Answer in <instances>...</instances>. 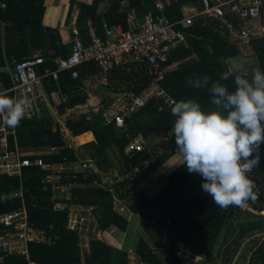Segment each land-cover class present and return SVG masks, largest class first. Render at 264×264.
<instances>
[{
	"label": "trees",
	"instance_id": "1",
	"mask_svg": "<svg viewBox=\"0 0 264 264\" xmlns=\"http://www.w3.org/2000/svg\"><path fill=\"white\" fill-rule=\"evenodd\" d=\"M103 1L91 0L87 4L80 0H69L67 19L71 23V13L75 7V24L84 43L87 42L88 20L97 35L101 36L103 20L109 26L120 24L125 29L126 15L132 13L139 22H143L147 14L153 17L162 15L176 22L183 18V7L195 2L162 0L165 6L160 9L157 7L159 0H107L110 6L105 13L100 14L99 5ZM122 2H125V7L121 9ZM45 12V0H0V24L4 28L3 47L0 30V67L8 63L12 68L13 58L18 61L32 56L35 50H41L45 61L36 66V71L43 76L46 94L51 97L53 92H58L60 95L62 102L58 112L63 116L68 109L86 103L88 95L84 88L85 82L96 77L98 68L94 63H85L77 67L78 77H73L71 70L67 69L59 70L54 75L59 60L69 56L70 44L63 43L59 28L44 26ZM261 12L264 13V8ZM227 18L231 20V14ZM261 23L264 26V19ZM223 26L222 21L204 18H195L188 27L179 25L186 40L173 50L171 58L161 66L165 72L157 80H154L156 70L145 62L131 63L111 70L107 82L100 85L117 95L122 92L140 95L150 85H156L171 96L174 103L192 99L207 111L212 107L209 91L190 87L186 81L193 73L208 75L216 81L223 73L231 72L233 75L221 83L226 84L230 92L234 90V75L237 72L230 71L225 62L239 57L242 51L240 45L231 41L229 32ZM249 45L256 58V67L264 71V32L261 37L251 40ZM47 70L49 74H45ZM0 83L7 88L11 86L8 71H0ZM174 103L167 105L154 94L125 119L124 128L116 127L112 121L106 122L102 111H90L76 118L68 117L65 123L74 136L91 130L95 137V140L79 145L76 150L66 146L61 125L54 122L49 109L43 104L40 114L34 113L30 117L24 115L19 126L15 127L16 142L22 149L55 148L41 155H25L32 161L42 157L47 164L90 159L98 170H102L115 167L113 157L117 154L125 164V169L119 171L123 175L134 168L132 161H136L141 154L124 152L126 143L138 134L144 140H149L152 135L161 133L155 166L163 164L177 152L175 137L170 135L176 119L171 113ZM84 137L80 138L82 142ZM9 139L10 147H13L14 139L12 136ZM259 155V167L250 174V179L256 185L258 199L254 202L250 200V203L256 210L264 212V144L260 145ZM53 172V169L31 164L23 167L20 175L0 174V216L18 210L23 204L29 226L46 237V241L29 243L30 258L36 264H130L129 254L97 239L89 240V254L82 256L78 230L69 225V210L56 207L61 201L54 198L53 186L46 179ZM66 172L68 175L63 180L65 184H78L72 189V199L68 204L93 207L92 213L100 232H105L111 226L126 230L129 221L126 214L120 211L122 207L132 214L141 215L147 205L157 206V218L154 222L145 221L147 238H141L136 248L141 264H188L178 253L180 245L191 256L204 257L203 260L208 261V264H230L242 240L258 233L263 234L262 239L247 247L251 251L248 264H264V216L243 212L238 206H230L226 210L219 208L211 196L203 194L202 177L189 173L183 162L168 174L167 184L150 199L140 191L132 199L135 187L123 190L124 185L134 181L129 177L103 184L99 171ZM20 190L22 197H14V192ZM224 229L228 232L232 229L236 234L226 246H222L219 241ZM232 245L233 250H230ZM242 257L241 264H245L246 251ZM216 258H220L222 263H217ZM3 264H26V260L21 255L5 256Z\"/></svg>",
	"mask_w": 264,
	"mask_h": 264
},
{
	"label": "built area",
	"instance_id": "2",
	"mask_svg": "<svg viewBox=\"0 0 264 264\" xmlns=\"http://www.w3.org/2000/svg\"><path fill=\"white\" fill-rule=\"evenodd\" d=\"M157 7L163 9V2H158ZM263 8V0H195L194 4L192 2L183 8V18L180 21L172 22L162 15L153 17L147 14L141 25L133 28L125 29L120 24L109 26L102 22L101 36L97 35L91 21L88 20L86 22L89 28L86 43L80 37L79 29L75 24L76 17L73 16L70 23V54L61 61L57 71L71 70L72 76L78 77V66L94 63L98 68L99 78L106 83L111 70L125 64L145 62L148 67L156 70L154 80H157L163 77L165 72L161 66L171 58L173 50L186 40L179 25L191 26L195 18L222 21L223 28L229 32L232 42L238 45L250 44L251 40L261 37L264 32V26L261 23V20L264 19V13L261 12ZM228 14H231V20L227 18ZM127 21H131L130 17H127ZM44 61L43 56L36 55L14 61L13 67L7 68V71L12 75L13 84L6 91L11 92V97L16 99H21L22 95L35 97L41 92L43 76L38 74L36 66ZM143 91L140 95L123 92L111 105L108 111L109 120L116 127L124 128L125 119L151 97L148 95L149 91ZM154 94L161 97L167 105L174 103V99L161 88L157 87L156 90L154 88L151 95ZM4 121L5 118L0 117V174L20 175L22 168L31 164L57 169L58 166L63 167L68 163L47 164L42 157L35 158L33 161L25 157L30 153L24 152L19 147L16 142L15 128L8 126ZM10 136L14 139L13 147H10ZM66 146L69 149H74L73 138L66 140ZM54 149L52 148V150ZM143 149V140L133 137L126 143L124 152H142ZM13 196L21 198L22 191L14 192ZM238 207L241 211L255 216L264 215V212L256 210L251 205L250 200ZM0 227L5 230L4 234L0 235V249L7 250L9 253H19L25 258L26 264H36L30 258L28 245L32 241H46V238L43 233H39L29 226L27 210L24 205L22 204L16 211L0 216ZM41 237L45 239L39 240Z\"/></svg>",
	"mask_w": 264,
	"mask_h": 264
},
{
	"label": "clouds",
	"instance_id": "3",
	"mask_svg": "<svg viewBox=\"0 0 264 264\" xmlns=\"http://www.w3.org/2000/svg\"><path fill=\"white\" fill-rule=\"evenodd\" d=\"M193 73L186 83L211 94L207 111L192 99L175 102L176 117L170 135L175 137L177 155L189 173L199 174L202 190L222 209L256 201V185L250 174L259 167V148L264 144V71L255 67L234 75L235 88L229 91L221 81ZM28 101L0 91V117L10 127L19 126Z\"/></svg>",
	"mask_w": 264,
	"mask_h": 264
},
{
	"label": "rangeland",
	"instance_id": "4",
	"mask_svg": "<svg viewBox=\"0 0 264 264\" xmlns=\"http://www.w3.org/2000/svg\"><path fill=\"white\" fill-rule=\"evenodd\" d=\"M83 1V0H80ZM85 1V0H84ZM89 1V0H86ZM91 2V0H90ZM108 4L107 0H104L101 5ZM123 5V2H122ZM123 7V6H122ZM239 48L242 51V54L239 57H236L234 59L228 60L225 62L227 67L232 72L240 73L244 70L250 69V71L256 67V58L254 56V52L252 48H250V45H240ZM249 71V72H250ZM100 82L99 77L95 78H89L85 82V90L90 94V100L92 99V96L95 95L96 99L95 101L97 103L100 102V105L102 108H100L102 111H104V107L106 104L109 103V106L105 109L104 112L107 113V111L110 110L111 105H113L122 94H112L111 91L106 90ZM157 89L156 85H150L147 88V91H149L150 96H152V92ZM144 92V91H143ZM89 101V99H88ZM87 101V102H88ZM92 101V100H91ZM95 102V103H96ZM93 105V104H92ZM161 133H157L152 135L149 140H145V144L143 141V146L150 145V150L148 151L145 149L139 154L136 161H132L133 169L127 173V174H119L120 170L125 169V164L123 163V160L121 159V156L115 154L116 156L113 157L114 166L109 169H102L98 170L97 167L94 165L92 160L90 159H79L77 162H68L65 164V166L60 167L57 169H53V173L48 175L46 177L47 181L51 182L54 190V198L59 199L60 201H64L65 203L57 204L56 207L60 209H68L70 213V222L69 225L72 229L78 230V236H79V249L81 250V254L84 257L85 255L89 254L90 250V239H97L105 242L108 245H111L112 247H115L117 249H120L122 251H125L127 254H129V263L130 264H141L140 255L136 251V248L139 244V241L141 238H147L146 233L144 232L145 228V221L151 220L154 222L157 218L158 211L156 209V205H147L144 209L143 214L141 215H135L130 213L129 211L120 210L123 213L126 214L127 221V227L125 231H121L120 229L111 226L108 230L105 232H100L98 230V222L96 218L93 216V207H83L78 205H71L68 204L69 201L72 199V189L74 187H77L78 184L75 182V184H65L63 181L65 177H67L66 171H73L74 173L79 171H87L92 169L94 172L99 171V174L101 175V182L105 184H111V182L114 181H122L125 178L129 177L131 180H134L133 182H129V184L124 185L123 190H130L132 187H135L134 194L131 196L132 199H135V193H138L139 191L145 195L148 199L152 198L161 188H163L167 182H168V174L179 167V165L183 162L182 158L177 155V152L173 155V157H169L163 164L157 165L158 167L155 170H152L150 172H146L147 169H144V167H147V162L144 163V158L148 155H152L151 159L149 160V164L152 163L150 166H153L154 159L156 158L158 154V143L161 140ZM157 144V145H156ZM153 148H152V147ZM77 149V145H74V150ZM153 151V152H152ZM111 155V154H110ZM145 170V171H144ZM90 172V171H89ZM202 192L205 195H208L203 190ZM151 216V218H148ZM264 216V215H262ZM39 236V233H38ZM36 236V237H38ZM236 234L233 233V230L231 229L230 232L227 231V229H224L221 236L219 237L220 244L225 246L227 244H230L232 242L233 238H235ZM263 237V234L258 233L256 235H252L249 237H246L244 240H242V244L239 248V251L233 256L232 261L230 264H241L243 257V252H247V259H245V264H248L249 257L251 255V251L248 250V245L254 244V242L260 241ZM44 237L39 238V240H44ZM234 245V243H233ZM229 247L230 250H233L232 247ZM219 248V246H217ZM178 253L181 257L187 260L188 264H208V261H204V257L200 256H191L189 251H186L183 246H178L177 248ZM217 263H222L220 258H216Z\"/></svg>",
	"mask_w": 264,
	"mask_h": 264
},
{
	"label": "crops",
	"instance_id": "5",
	"mask_svg": "<svg viewBox=\"0 0 264 264\" xmlns=\"http://www.w3.org/2000/svg\"><path fill=\"white\" fill-rule=\"evenodd\" d=\"M84 2H87V4H89L90 0L89 1L85 0ZM158 2H163L164 6H165V2L164 1L159 0ZM158 2H157V4H158ZM101 4H102V2H101ZM101 4L99 5V13L103 14V13H105V11H107V9H108V7L110 5H109V1H108V4H106V2L103 5H101ZM2 6H4V5H2ZM45 6H46V12H45L44 20H43L44 26L45 27H51V28H59L60 35H61L63 43L64 44H70V41H71L70 19L69 20L67 19V12H68V8H69V0H45ZM122 6L123 7H121V9L125 7V2H123ZM76 13H77V10L74 7L73 11L71 13V16L72 17L73 16L76 17ZM127 17H130L131 21H127ZM102 22H105V21L103 20ZM125 22H126L127 28L138 27L142 23V22L138 21V19L136 18L134 13L127 14L126 18H125ZM3 29H4L3 28V24H0V30H1V35H2L1 36V38H2V40H1L2 41V47H3V42H4ZM36 55L44 56L42 54V51L39 50V49L35 50L34 53L32 54V56H30V57H34ZM24 58H29V56L28 57H24ZM24 58H22V59H24ZM12 60H13L12 64L14 63V61H17L14 58ZM61 61L62 60H59L58 67L61 64ZM7 68H9V64L8 63H6L5 67H0V71H7ZM57 69H56V71H57ZM56 73H54V75H56ZM45 74H49V71L47 70ZM9 76H10V82H11V86H12V84H13L12 75L9 73ZM96 77H100L99 74H97ZM100 82L102 84H104V82L101 79H100ZM10 87L7 88L4 84L0 83V91H6ZM40 91L41 92H39V94L36 95L35 97H28L26 95H22L21 96V99H25V100L28 101V104H27V107H26V110H25V116L26 117H30L34 113L40 114L41 113V105L45 104V106L49 109L50 114H51L54 122L61 125V129H62V132H63V137H64L65 140L73 138L74 145H77V147L79 145H81V144H84V143H87L89 141L95 140L94 134H93V132L91 130L85 131L83 133H80L79 135L74 136L72 134V131L66 126V123H65L66 122L65 120L68 117L76 118V117H79L80 115L88 114L90 111H92L94 113L101 112L102 110L100 108H102V106L100 105V102L97 103L95 101V99H96L95 95L92 96V99H91L92 101H91L90 100V94H88V92H87L88 99H89V101L87 99L88 102L86 101V103L83 104V105L75 106L74 108H72L70 110L68 109L66 111V113L62 116V115H59V112H58V106L62 102L58 92H53L52 96L49 97L46 94L44 86H42V89ZM7 93H8L9 96L12 95L11 92H7ZM106 108L104 107V111H105ZM104 111H102V114H103L106 122H110V120H109L110 117L108 115V111H107V113L104 112ZM83 136H85L84 137V142H82L81 139H80ZM134 137L141 138L144 141V144H145V140L140 134H138L137 136H134ZM145 149H147L148 151H151L150 150L151 149L150 145L145 146ZM51 150H48V149H45V148H41V147H36V148L31 147L30 149L29 148L23 149V151L26 152V153L29 152L30 154L32 153V154H38V155L39 154L41 155V154H43L45 152H50ZM151 156L152 155H148L147 157L144 158V163L147 162V167H144V169H147L146 170L147 173L152 171V170H155L159 166V165L155 166L154 164H153V166H150L152 164V163L149 164V160L151 159ZM75 162H77V161H75ZM56 165H58V164H56ZM60 203L67 204L66 202H64L62 200H61V202H58L57 204H60ZM4 231L5 230H3L2 227H0V235L4 234ZM39 233H41V232H39ZM32 242H34V241H32ZM13 255H20V254L19 253H9L7 250L0 249V262H1V264H3V259H4L5 256H13Z\"/></svg>",
	"mask_w": 264,
	"mask_h": 264
}]
</instances>
